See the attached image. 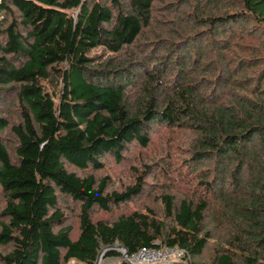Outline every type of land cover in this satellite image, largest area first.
Wrapping results in <instances>:
<instances>
[{
    "label": "trees",
    "instance_id": "trees-1",
    "mask_svg": "<svg viewBox=\"0 0 264 264\" xmlns=\"http://www.w3.org/2000/svg\"><path fill=\"white\" fill-rule=\"evenodd\" d=\"M153 240L264 264V0H0V264Z\"/></svg>",
    "mask_w": 264,
    "mask_h": 264
},
{
    "label": "built area",
    "instance_id": "built-area-1",
    "mask_svg": "<svg viewBox=\"0 0 264 264\" xmlns=\"http://www.w3.org/2000/svg\"><path fill=\"white\" fill-rule=\"evenodd\" d=\"M184 255L185 250L181 247L160 245L158 240H153L149 245H142L121 259L137 264H165L183 262Z\"/></svg>",
    "mask_w": 264,
    "mask_h": 264
},
{
    "label": "water",
    "instance_id": "water-1",
    "mask_svg": "<svg viewBox=\"0 0 264 264\" xmlns=\"http://www.w3.org/2000/svg\"><path fill=\"white\" fill-rule=\"evenodd\" d=\"M111 249H113V250H119L121 253H122V255H121V257H125L127 254H128V251H127V249H125L122 245H119V244H115V245H113V246H107V247H105V248H103L101 251H100V253L98 254V256H97V259H96V261H95V264H100V261H101V259L104 257V255H105V253L108 251V250H111ZM127 264H137V263H133V262H131V261H129V260H127V261H125ZM165 264H184L183 262H171V263H165Z\"/></svg>",
    "mask_w": 264,
    "mask_h": 264
},
{
    "label": "crops",
    "instance_id": "crops-1",
    "mask_svg": "<svg viewBox=\"0 0 264 264\" xmlns=\"http://www.w3.org/2000/svg\"><path fill=\"white\" fill-rule=\"evenodd\" d=\"M100 264H119V258L118 257H103L100 261ZM121 264H125V262H122Z\"/></svg>",
    "mask_w": 264,
    "mask_h": 264
},
{
    "label": "rangeland",
    "instance_id": "rangeland-1",
    "mask_svg": "<svg viewBox=\"0 0 264 264\" xmlns=\"http://www.w3.org/2000/svg\"><path fill=\"white\" fill-rule=\"evenodd\" d=\"M106 168H107V170L112 174V175H114V173H113V169H112V166L111 165H109V164H107L106 165ZM114 177V176H113ZM117 251H119V250H117ZM119 258V264H121L122 262H125V261H123L122 259H121V257H118ZM125 264H127L126 262H125Z\"/></svg>",
    "mask_w": 264,
    "mask_h": 264
}]
</instances>
